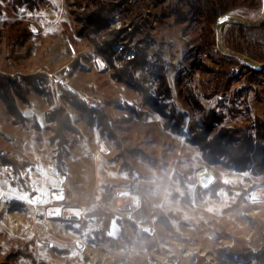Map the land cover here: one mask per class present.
Returning a JSON list of instances; mask_svg holds the SVG:
<instances>
[{"label": "rangeland", "instance_id": "374dc122", "mask_svg": "<svg viewBox=\"0 0 264 264\" xmlns=\"http://www.w3.org/2000/svg\"><path fill=\"white\" fill-rule=\"evenodd\" d=\"M36 1V8L15 11L12 0H0V75L17 80L6 100L23 114L13 110V119L0 98V204H12L31 224L16 230L0 213V264H264V173L231 167L225 142H210L222 130L264 121V71L252 74L224 56L212 34L216 22L206 24L189 0ZM262 5L248 17L245 10L233 14L255 24ZM222 34L228 50L264 57V25L243 32L227 26ZM99 57L104 75L93 67ZM82 92L98 97L95 108L106 104L115 122L111 142L65 102L94 109ZM147 94L182 119L170 124L146 103ZM52 97L78 131L62 133L65 152L49 141ZM200 108L222 121L207 139L198 130L195 144L190 125ZM216 145L211 156L222 157L207 162ZM60 150L63 172L56 166ZM208 170L216 182L204 189L200 177ZM64 205L80 208V218L104 210L112 223L106 236L121 248L93 242L104 219L83 234L74 232L76 223L38 222L47 208Z\"/></svg>", "mask_w": 264, "mask_h": 264}, {"label": "trees", "instance_id": "16d2710c", "mask_svg": "<svg viewBox=\"0 0 264 264\" xmlns=\"http://www.w3.org/2000/svg\"><path fill=\"white\" fill-rule=\"evenodd\" d=\"M189 1L193 5V12L195 13V15L202 16L204 18V21L208 25H213L223 15H226L228 13H236V12L239 13L240 10H245L246 14L244 16L248 17L247 14L251 10L260 8L259 7L260 4H263L262 0H189ZM12 3H13V9L15 11H20L23 7H27L28 9L38 7L36 0H12ZM257 14H259V12ZM244 29L245 28L243 27H239V30L241 32H243ZM212 34L214 36L216 35V33L214 32H212ZM252 58L259 62H264V57L258 59L254 57ZM244 68L250 69V72H252V74H260L261 72H263V71L252 70L247 66H244ZM124 74L126 75V73ZM41 77L43 76L42 75H40L39 77L36 76V80H39ZM2 79H4L5 81L7 80V83L4 82ZM0 83H4V84H0V98L3 99L4 102H6L7 104L6 97L8 98L11 97L10 91L12 87H17V85H15L17 83V80L12 81L11 77L0 75ZM35 86L36 88L34 89L36 90V92L40 95L46 96L48 99L50 95L47 94L48 93L47 90H40L38 84H35ZM141 91L143 92L142 89ZM147 97H149L152 100V102H146L148 105H150L153 109L159 111V114L164 116V118L173 119L170 121V124L176 123L174 120L176 118L182 119V117H176L174 114H170V112L165 107V105H161L159 99L153 98L149 94H147ZM65 102L73 106L77 110L80 109L81 113L85 117V123L90 128H95V127L99 128L101 132V137H103L105 141L114 140V138L110 134H112V128H114L115 122L112 120V117L110 116V111L107 110V108L105 107L106 104H104V101L94 109H89L86 106V104H84L82 101H81L82 103L80 102L81 103L80 105L74 102H70L68 99H66ZM48 103L53 106V108L49 110L45 116L46 122L50 124V131L52 132V136L49 138V141L53 144L57 143L58 141L57 144L58 148L56 150V152L58 153L59 147L60 148L63 147V151H64V147H66L68 145L67 143H69L67 141V138L66 139L63 138L62 133L69 131V129H72L71 132L74 133H78V131L76 128L73 127V122L66 108H64L63 106L62 107L55 106L53 97L48 100ZM7 105H8V110L10 111L12 117L13 116L15 117L14 114H16V116L23 115L22 111L18 110L17 106L16 109H14L12 100H10V102H8ZM13 110H14V114H13ZM198 113L201 116L197 118L194 124L190 125V134L192 133L191 140H193L195 144H198V141L195 138V135H197L198 130H202L203 135H206V139H207V137L211 134L212 130L215 129L214 123H216L215 127H217L220 126L222 121L220 118L222 116L218 114L216 111H207L204 108H200ZM14 117L13 119H15ZM36 124L38 125V123ZM165 127L168 128V125ZM106 133H108V135ZM235 135L239 136L237 143L234 142ZM219 138L220 140H222V142H225V146H226V151L221 146V149H223V151L225 152V154L222 155L225 158H228V156H226V153H228V155L230 154L232 155L229 156L230 157L229 159H231V167L234 166L235 168L239 169L240 172H244L248 170L249 167L251 169L252 165H254L253 168L256 169V173L258 174L264 173V121L256 120L254 124L248 125L244 129L222 130L219 134L217 133L214 136V138L211 139L210 142H212V144L213 143L216 144V141H218ZM219 146L220 145H216L215 147H209L210 149L209 156H204L207 162L208 160L213 162V160L215 159L214 157H218V159L222 157V156H211L212 154L216 153L215 149L216 147L219 148ZM235 150L236 152L234 154ZM63 151L60 150L59 154H57L58 156L57 155L55 156L57 161L56 166L60 172H63V166L65 164L63 162L64 156H62ZM3 160L7 161L6 158L4 157ZM28 166L29 163L27 162L22 163V169ZM106 216L107 214L106 212H104V210H96L87 213L85 216H83L82 221L80 223L78 224L76 223V225H78L80 229H76L74 230V232L76 234H83L89 228V225L92 221H96V220L102 221ZM160 220L166 227L171 225L170 222H168V219L163 216H160ZM111 224L112 223L110 217L108 219H104V223H103L104 229L94 232L95 239H93V242L95 244H102L109 242L113 248L120 249L121 245L118 241L111 239L109 236H106V232L108 228L111 226ZM130 227L135 229V227L132 226V224H130ZM123 237L125 238L124 240L126 242L130 241V238L125 233H123ZM155 241L153 242L152 245H155V247H157L158 246L157 240Z\"/></svg>", "mask_w": 264, "mask_h": 264}, {"label": "built area", "instance_id": "2783aa9c", "mask_svg": "<svg viewBox=\"0 0 264 264\" xmlns=\"http://www.w3.org/2000/svg\"><path fill=\"white\" fill-rule=\"evenodd\" d=\"M93 67L95 70H99V72L102 75L107 73L106 63L104 60H101L100 57H99V59H96L94 61ZM81 97L88 104V106L90 108H92V107L95 108V105L99 103L98 97H95L94 95H91L88 92H82ZM119 201H120L119 205H121L122 201L121 200H119ZM133 205H134V207H136L137 202H134ZM53 207L54 206L47 208V211H46V214L44 215V217L40 218L38 220V222L40 224H43V223L49 222V221H59V222L69 224V223H78L82 220V218H80L79 213H78L81 211L80 208H74V207H69L68 205H64L60 208H57V210H54ZM126 209H130V206H127ZM4 212H6V213H4ZM0 213H4V215L9 220L11 227L15 228L16 230H18L21 226L25 230L31 228V224H28V222L24 218L19 217L14 212V209L12 208V204H0ZM75 244L77 245V248L81 252L84 251V249L86 247L84 243L76 241ZM100 254H102V253H100ZM106 257H109V256H107V255L104 256L103 260H107ZM90 262H92V256H91V258H89V261L87 263H90ZM150 262H153V261H150ZM103 263H105V261Z\"/></svg>", "mask_w": 264, "mask_h": 264}, {"label": "water", "instance_id": "95a60500", "mask_svg": "<svg viewBox=\"0 0 264 264\" xmlns=\"http://www.w3.org/2000/svg\"><path fill=\"white\" fill-rule=\"evenodd\" d=\"M262 1H263V9H262L261 17L259 21L256 22L255 24H246L234 18L236 15H234L233 13L232 14L230 13V14L221 16L217 20L216 25H215L216 39H217L220 52H222L224 56L229 57L233 60H236L239 63H242L243 65L253 70H256V71H264V62H259L249 56H246V55H243L237 52L234 53L228 50L223 43L222 33L227 26H237V27H243V28H248V29L262 27L264 25V0ZM224 17H228V19L224 23H219V21ZM200 178H201L200 179L201 187H203L204 189L210 188L216 182V177L211 170H208V172H206V174H204Z\"/></svg>", "mask_w": 264, "mask_h": 264}, {"label": "bare ground", "instance_id": "6f19581e", "mask_svg": "<svg viewBox=\"0 0 264 264\" xmlns=\"http://www.w3.org/2000/svg\"><path fill=\"white\" fill-rule=\"evenodd\" d=\"M234 18H236V19H238V20H240V21H242V22H244L246 24H253L254 23L253 21H249V20H246V19H241L240 17H237V16H235Z\"/></svg>", "mask_w": 264, "mask_h": 264}, {"label": "snow or ice", "instance_id": "6c2138e0", "mask_svg": "<svg viewBox=\"0 0 264 264\" xmlns=\"http://www.w3.org/2000/svg\"><path fill=\"white\" fill-rule=\"evenodd\" d=\"M29 15H30V13H29ZM227 19H228V17H224V18H222V19L219 21V23H224ZM33 32H35V29H33Z\"/></svg>", "mask_w": 264, "mask_h": 264}]
</instances>
